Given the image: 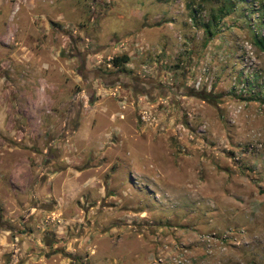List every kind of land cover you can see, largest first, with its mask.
<instances>
[{
  "label": "rangeland",
  "instance_id": "obj_1",
  "mask_svg": "<svg viewBox=\"0 0 264 264\" xmlns=\"http://www.w3.org/2000/svg\"><path fill=\"white\" fill-rule=\"evenodd\" d=\"M256 38L264 0H0V264H264Z\"/></svg>",
  "mask_w": 264,
  "mask_h": 264
},
{
  "label": "crops",
  "instance_id": "obj_2",
  "mask_svg": "<svg viewBox=\"0 0 264 264\" xmlns=\"http://www.w3.org/2000/svg\"><path fill=\"white\" fill-rule=\"evenodd\" d=\"M111 179V178H110ZM113 184V182H112V180H110V181H108V182H106L105 183V186H106V184H107V188L106 187H103V190L104 189H111L112 188V184ZM109 185V186H108ZM68 186H70V183H64V184H62L61 185V187L60 188H62L64 191L65 190H70L71 189V187H68ZM101 189V192H102V187L101 188H99V190ZM111 195L112 194H109V195H107V194H105V193H101V198L103 197L105 200H106V203H109V206H112L113 205V203H114V199H112L111 198ZM65 196V195H64ZM70 201H71V199H69V198H66V197H64V198H60L59 199V206H61V211H60V216L62 217H64L63 219L65 220V222H67L69 225H71V224H73L74 222H77L78 221V215H75V214H72V215H66V212L68 211V210H70V207H71V205H72V203H70ZM93 210V209H92ZM92 211H90V210H88V211H85L84 210V213H83V217H81V218H83V219H85V220H89L90 219V217L89 216H91V213ZM64 220H63V222H64ZM78 238V237H77ZM121 242V241H120ZM83 246V244H82V241L81 242H78V243H76L75 244V242H73L72 240L71 241H69V242H67L65 245H64V250H65V248H66V250H68L69 248L72 250V252H74V254L76 253H78L79 252V250L81 249V247ZM32 256L35 258V262L34 263H32V264H38L39 262H41L40 261V257H38L37 256V254L36 253H33L32 254Z\"/></svg>",
  "mask_w": 264,
  "mask_h": 264
},
{
  "label": "trees",
  "instance_id": "obj_3",
  "mask_svg": "<svg viewBox=\"0 0 264 264\" xmlns=\"http://www.w3.org/2000/svg\"><path fill=\"white\" fill-rule=\"evenodd\" d=\"M254 43H256L260 48L264 49V40L262 38H256L254 40ZM127 57L126 55H120V56H112L111 57V63L115 66H117L121 61H126Z\"/></svg>",
  "mask_w": 264,
  "mask_h": 264
},
{
  "label": "flooded vegetation",
  "instance_id": "obj_4",
  "mask_svg": "<svg viewBox=\"0 0 264 264\" xmlns=\"http://www.w3.org/2000/svg\"><path fill=\"white\" fill-rule=\"evenodd\" d=\"M143 81V82H142ZM147 81H149V80H147ZM140 84H142L143 86H144V84H148L149 85V87H151L152 85H153V82L152 81H149V82H146V81H144V80H138L137 81V83L135 84V85H133L134 87H137V88H139V89H141L142 91H145V90H143L144 88L143 87H141V86H139ZM152 88V87H151ZM147 90V89H146ZM148 93V91H145V93Z\"/></svg>",
  "mask_w": 264,
  "mask_h": 264
}]
</instances>
